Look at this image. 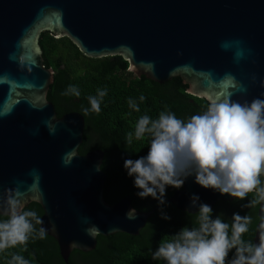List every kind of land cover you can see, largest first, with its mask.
Returning <instances> with one entry per match:
<instances>
[{"label":"water","instance_id":"water-1","mask_svg":"<svg viewBox=\"0 0 264 264\" xmlns=\"http://www.w3.org/2000/svg\"><path fill=\"white\" fill-rule=\"evenodd\" d=\"M43 32L68 38L90 59L120 56L137 77L158 84L180 78L189 95L207 102L211 92L233 90L229 82L221 83L230 73L247 88L231 99L251 102L264 98V0H0V194L34 185L26 207L40 205L47 235L69 264L73 251H93L98 236H138L160 205L127 220L133 209L129 195L113 205L105 202L104 152L80 155L83 116L58 118L47 100L54 72L43 62ZM236 39L245 49L238 63L234 50L220 46ZM149 62L154 68L146 67ZM208 72L214 84L203 75ZM63 157L70 160L68 166ZM194 181L187 178L166 202L196 214L193 194L212 208L234 200ZM258 218L253 243L259 242L264 218L260 205ZM93 227L98 232L90 236L86 230Z\"/></svg>","mask_w":264,"mask_h":264},{"label":"clouds","instance_id":"clouds-1","mask_svg":"<svg viewBox=\"0 0 264 264\" xmlns=\"http://www.w3.org/2000/svg\"><path fill=\"white\" fill-rule=\"evenodd\" d=\"M242 44L243 41L236 39L223 41L220 46L225 51L234 50V59L238 63L245 58ZM146 67L154 68V64L149 62ZM203 75L209 84L215 83L211 72ZM255 79L253 76V82ZM225 81L233 90L211 92L206 109L187 120L168 111L161 112L156 119L148 115L139 117L134 133L127 135V143L131 144L133 137L142 140L147 136L148 153L139 159L124 161L128 176L134 177L139 198L151 197L164 206L166 189H180L187 178L194 176V182L200 187L234 200H246L252 193L253 198L243 207L260 205L264 209V98L243 103L232 100V95L246 93L247 88L230 73L221 79V83ZM80 94L72 85L62 93L75 97ZM106 95V89H98L95 96H89L90 107H82L84 114L99 113ZM139 100L143 102L145 97L141 95ZM128 106L140 111L131 98ZM62 163L68 166L70 160L63 157ZM31 174L38 176L35 170ZM33 188L34 185H30L25 192L10 188L0 194V217H4L0 218V252L26 246L30 239L47 236L49 229L43 226L42 218L26 207ZM190 200L191 207L198 208L194 215L195 226H185L178 233L165 236L152 253L153 260H163L166 264H264V218L260 224L259 242L253 243L242 238L249 231L252 220L249 215L233 213L231 223L226 222L222 214L213 219L212 207L199 203L198 195L193 194ZM137 218L135 208L126 213L127 220ZM161 218L171 219L163 207ZM37 225L40 226L38 229ZM50 230L55 231L54 224ZM86 231L91 236L98 228ZM9 264H29V261L22 255L13 254Z\"/></svg>","mask_w":264,"mask_h":264},{"label":"trees","instance_id":"trees-1","mask_svg":"<svg viewBox=\"0 0 264 264\" xmlns=\"http://www.w3.org/2000/svg\"><path fill=\"white\" fill-rule=\"evenodd\" d=\"M39 47L45 67L54 72L47 100L53 104L57 117L79 113L84 118L83 141L78 153L85 155L93 150L104 152L101 170L106 175L105 202L113 205L129 195L132 207L139 212L156 208L158 201L151 197L141 199L137 196L139 190L134 187V177H129L124 168L126 159L135 160L147 155L149 138L145 136L142 140H136L133 137L132 143L128 144L127 135L129 132L134 133L135 124L143 115L156 119L161 112L168 111L179 119L187 120L193 115L201 114L208 102L189 95L186 92L188 87L180 78H172L164 84H158L144 76L137 77L128 71V63L120 56L87 58L66 37L57 39L53 34L43 32L39 37ZM70 85L79 89V97L62 95ZM98 89L107 91L100 105L101 110L99 113L90 112L85 115L82 107H90L88 97L95 96ZM141 95L145 97L143 102L139 100ZM129 98L136 101L139 112L129 108ZM176 190L178 189L168 187L165 201ZM253 196L254 194L250 193L243 201L216 203L212 208V218L222 214L223 219L231 223L233 213L249 215L252 218L249 231L242 238L253 242L259 221V205L243 207ZM162 207L164 213L171 217L170 220L161 218ZM27 208L35 210L40 217L43 214L37 203H30ZM194 215L181 212L166 202L164 206L156 208L138 236H98L93 251H73L69 264H166L163 260H153L152 253L158 249L165 236L174 235L185 226H195ZM36 227L39 228L38 225ZM13 254L22 255L29 264H65L60 257L57 242L48 235L44 239H30L26 246L0 252V264H9ZM231 256L232 253L229 259Z\"/></svg>","mask_w":264,"mask_h":264}]
</instances>
